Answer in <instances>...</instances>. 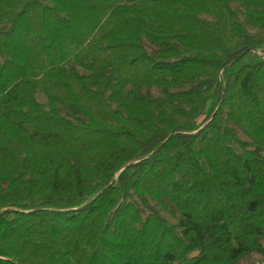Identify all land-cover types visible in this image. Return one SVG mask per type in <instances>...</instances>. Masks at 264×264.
Instances as JSON below:
<instances>
[{
    "label": "trees",
    "instance_id": "16d2710c",
    "mask_svg": "<svg viewBox=\"0 0 264 264\" xmlns=\"http://www.w3.org/2000/svg\"><path fill=\"white\" fill-rule=\"evenodd\" d=\"M263 43L264 0H0V264L264 252Z\"/></svg>",
    "mask_w": 264,
    "mask_h": 264
},
{
    "label": "rangeland",
    "instance_id": "374dc122",
    "mask_svg": "<svg viewBox=\"0 0 264 264\" xmlns=\"http://www.w3.org/2000/svg\"><path fill=\"white\" fill-rule=\"evenodd\" d=\"M127 2H133L134 0H126ZM231 6L232 8L236 9L237 12H238V18L239 20L242 22V24L244 25L245 29L247 30L248 33L250 34H255V33H258L259 31V28L258 27H255V26H252L251 24H248L244 18V15H243V8L235 1H232L231 2ZM201 16L203 18H209L211 19L212 16L208 15V14H201ZM143 46H144V49L150 53V54H153L155 53V50H156V45H154L153 43H151L149 41L148 38L146 37H143ZM260 49L264 50V43L260 46ZM258 50L259 53L262 52V50ZM258 58V53H248V54H245L241 59H239L238 61H236L235 65L233 66V68H237L239 65L243 64V63H251V62H254L256 59ZM80 69V67H78ZM80 71H82L80 69ZM128 87V85H127ZM188 85H183L181 87H169V90H177V89H180V88H187ZM141 92L144 93V94H147V95H151L153 97H157V98H160L163 96V90L158 87V86H150V87H146V86H143L140 88ZM36 97L38 100L40 101H44L46 102V98L44 96V94L41 92V91H36L35 93ZM112 104V106H116V102H113L111 101L110 102ZM213 103V99H210L208 101V104H207V109H209L211 107ZM61 112L62 113H65V110L61 109ZM204 116L201 115L199 118H198V121L200 122L201 119L203 118ZM235 128V133H236V142H234L235 146H238L239 142L240 141H245V140H248L247 136L243 133V131L239 128H237L236 126L234 127ZM132 199L134 201H136L138 203V207L140 208L141 210V214L143 217H145V215L150 211V207L154 208L163 218L167 219L168 221L176 224L178 222V219H179V213L177 210L174 209V207L170 204H167V207L166 208H163L161 207L160 205L156 204L152 199L148 198L147 199V205L143 204L138 197L136 196H133ZM178 231H180V228L178 227L177 228ZM258 242L259 244L261 245V247L264 249V236H260L258 238ZM264 259V252L263 251H260L258 249H253L252 251H250L249 253L245 254L244 256H242L241 258H239L235 263L233 264H248V263H258L260 262L261 260Z\"/></svg>",
    "mask_w": 264,
    "mask_h": 264
}]
</instances>
